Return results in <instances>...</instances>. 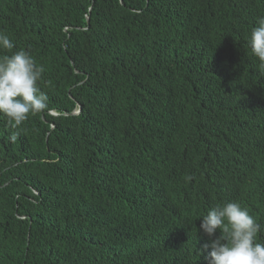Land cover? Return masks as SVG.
I'll return each mask as SVG.
<instances>
[{
    "label": "trees",
    "instance_id": "obj_1",
    "mask_svg": "<svg viewBox=\"0 0 264 264\" xmlns=\"http://www.w3.org/2000/svg\"><path fill=\"white\" fill-rule=\"evenodd\" d=\"M261 18L264 0H0L48 96L18 129L0 115V264H209L210 209L264 226Z\"/></svg>",
    "mask_w": 264,
    "mask_h": 264
},
{
    "label": "clouds",
    "instance_id": "obj_2",
    "mask_svg": "<svg viewBox=\"0 0 264 264\" xmlns=\"http://www.w3.org/2000/svg\"><path fill=\"white\" fill-rule=\"evenodd\" d=\"M251 54L258 61L257 70L264 76V18L258 20L249 36ZM14 43L0 31V115L7 118L12 129H18L29 119L48 109V96L41 90L44 67L38 65L30 52L13 51ZM17 132L9 139L15 141ZM202 232L210 238L204 245L209 264H264V242L257 234L264 226L256 222L246 207L239 202H226L210 209L202 217ZM217 230L220 235L215 239Z\"/></svg>",
    "mask_w": 264,
    "mask_h": 264
},
{
    "label": "water",
    "instance_id": "obj_3",
    "mask_svg": "<svg viewBox=\"0 0 264 264\" xmlns=\"http://www.w3.org/2000/svg\"><path fill=\"white\" fill-rule=\"evenodd\" d=\"M77 112V111H76Z\"/></svg>",
    "mask_w": 264,
    "mask_h": 264
}]
</instances>
